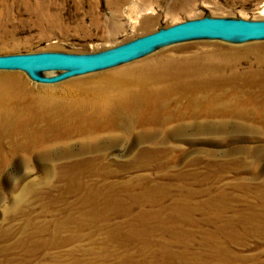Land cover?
<instances>
[{"label":"rangeland","instance_id":"1","mask_svg":"<svg viewBox=\"0 0 264 264\" xmlns=\"http://www.w3.org/2000/svg\"><path fill=\"white\" fill-rule=\"evenodd\" d=\"M206 16L264 20V0H0V54L98 53ZM195 57L230 90L216 114L167 98L96 139L0 149V264H264V39L185 40L55 83L0 74L43 96Z\"/></svg>","mask_w":264,"mask_h":264},{"label":"bare ground","instance_id":"2","mask_svg":"<svg viewBox=\"0 0 264 264\" xmlns=\"http://www.w3.org/2000/svg\"><path fill=\"white\" fill-rule=\"evenodd\" d=\"M190 61L191 68L180 69L181 73L171 71L178 69L170 68L164 59L147 61L96 80L70 82L66 91L46 88L43 96L30 89L20 75L2 73L0 149L8 142L19 148L33 139L39 148L76 137L96 139L95 134L101 130L125 125L130 115L143 108L160 112L168 102H178L181 97L190 98L189 108L195 115L198 111L204 116L216 114L221 97L229 95L230 90L216 74V67L204 65L198 57ZM28 96L35 97L34 101L27 102ZM38 111L42 119H38ZM41 130L45 131L43 136L38 135Z\"/></svg>","mask_w":264,"mask_h":264},{"label":"water","instance_id":"3","mask_svg":"<svg viewBox=\"0 0 264 264\" xmlns=\"http://www.w3.org/2000/svg\"><path fill=\"white\" fill-rule=\"evenodd\" d=\"M197 38L264 39V20L219 16L189 19L98 53L44 51L0 54V69L24 70L36 81L55 83L68 77L128 62L166 44ZM47 70L62 71L53 75L42 73Z\"/></svg>","mask_w":264,"mask_h":264}]
</instances>
